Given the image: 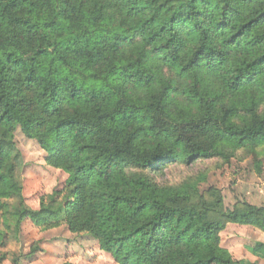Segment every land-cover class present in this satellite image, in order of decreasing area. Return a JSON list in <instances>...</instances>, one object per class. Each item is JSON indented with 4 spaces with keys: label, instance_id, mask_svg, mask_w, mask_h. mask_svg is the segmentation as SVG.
Wrapping results in <instances>:
<instances>
[{
    "label": "trees",
    "instance_id": "1",
    "mask_svg": "<svg viewBox=\"0 0 264 264\" xmlns=\"http://www.w3.org/2000/svg\"><path fill=\"white\" fill-rule=\"evenodd\" d=\"M18 130L68 175L37 210ZM261 146L264 0H0V264L27 219L116 264H241L221 234L264 232V207L158 178Z\"/></svg>",
    "mask_w": 264,
    "mask_h": 264
},
{
    "label": "rangeland",
    "instance_id": "2",
    "mask_svg": "<svg viewBox=\"0 0 264 264\" xmlns=\"http://www.w3.org/2000/svg\"><path fill=\"white\" fill-rule=\"evenodd\" d=\"M15 140L24 159L21 172L24 197L27 205L37 210L43 197L64 189L68 175L47 166L45 152L20 130ZM258 149L257 155L241 150L227 163L214 159L191 166L173 164L166 176L159 177L158 181L174 186L204 176L200 191L205 197H210L209 191L217 190L223 196L225 210H232L243 203L264 207V147ZM259 243L264 245V232L251 226L227 224L221 234L222 247L241 264H264V253L257 255L254 252ZM2 252L8 254L3 264H116L90 236L71 233L65 225L42 231L29 219L22 225L19 243H9Z\"/></svg>",
    "mask_w": 264,
    "mask_h": 264
}]
</instances>
